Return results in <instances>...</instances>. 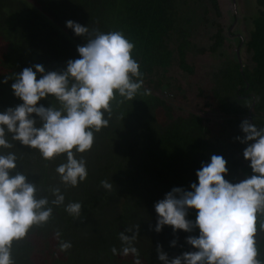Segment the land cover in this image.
Listing matches in <instances>:
<instances>
[{
	"label": "trees",
	"instance_id": "1",
	"mask_svg": "<svg viewBox=\"0 0 264 264\" xmlns=\"http://www.w3.org/2000/svg\"><path fill=\"white\" fill-rule=\"evenodd\" d=\"M180 1L186 0H0V113L22 103L11 89L14 80L4 83L5 77L14 78L26 67L35 71L36 64L45 73L62 72L67 61L79 58L77 47L98 32L122 31L135 45L132 55L143 74L142 88L132 100L117 95L112 101L111 116L105 114L109 124L94 134L92 149L76 154L88 169L87 179L77 187L62 184L55 171L66 161L64 156L47 161L37 150L15 141L12 149H0V154L15 152L17 168L12 174L24 173L36 184L38 196L51 201V189L59 187L65 204H82L80 219L69 216L63 205L54 207L48 224L34 227L26 238L14 242L15 264H135L137 259L139 264H163L158 245L169 259L195 251L186 237L198 236L199 230L173 232L166 225L156 232L155 204L174 187L190 190V184L197 182L196 172L210 163L212 155L227 161L225 179L229 182L251 175L250 161L243 157L247 144L237 137L242 140L245 135L240 128L244 120L264 127V0H255L257 10L250 18L245 43L252 66L230 61L213 74L209 98L221 116L217 128L200 113L176 112L168 100L148 88L153 73H167L175 55L180 70L192 75L188 54L214 53L223 43L219 30L209 49L193 45L190 33L176 24ZM208 2L218 14V0ZM69 20L87 26L88 35L76 36L66 27ZM40 105L59 107L50 96L40 100ZM102 180L112 184L111 191L101 186ZM195 218L196 211L188 209L186 219L195 222ZM262 221L264 217H259L256 242L258 259L264 262ZM135 225H139L134 241L139 256L119 254L120 232L131 236L125 229L135 231ZM57 230L72 244L67 252L59 250ZM113 247L118 254L113 255Z\"/></svg>",
	"mask_w": 264,
	"mask_h": 264
},
{
	"label": "clouds",
	"instance_id": "2",
	"mask_svg": "<svg viewBox=\"0 0 264 264\" xmlns=\"http://www.w3.org/2000/svg\"><path fill=\"white\" fill-rule=\"evenodd\" d=\"M66 27L76 36L85 37L87 26L71 20ZM135 45L122 31L98 32L77 47L78 59L67 61L62 72L45 73L42 65L26 67L14 74L11 89L22 101L15 108L0 113V149H12L13 141L39 152L42 159L55 160L64 156L66 161L55 171L62 184L77 187L88 176L86 161L77 159L92 149L95 133L109 124L105 118L112 112V101L117 95L132 100L142 88L140 65L133 58ZM37 73L41 77L37 79ZM137 78V79H133ZM53 97L59 107L37 106L42 99ZM123 100L120 103H123ZM37 120L40 125L37 126ZM245 134L241 143L247 144L243 151L250 161L251 175L231 183L225 179L227 161L212 155L210 163L196 172L197 182L190 190L174 187L155 204L158 219L155 227L171 226L173 232L199 230L198 236L186 237V243L195 251L184 252L169 259L161 246H157L158 259L163 264H264L258 259L257 221L264 217V127L244 120L240 125ZM252 142V143H249ZM17 168V155L8 151L0 154V264H15L12 257L14 242L26 238L34 227H42L53 218L54 207L64 206L73 219L81 218L82 204L69 202L59 187L51 189L54 197L38 196V188L22 172L12 174ZM101 186L112 190V184L102 180ZM51 205V206H50ZM188 209L196 211L195 222L186 219ZM131 236L120 232L119 254L139 256L134 246L139 225ZM264 231V221L259 223ZM61 252L71 249L70 241L62 239V232L54 233ZM175 245V241L172 242ZM113 255L118 249H111ZM135 264H139L137 259Z\"/></svg>",
	"mask_w": 264,
	"mask_h": 264
},
{
	"label": "rangeland",
	"instance_id": "3",
	"mask_svg": "<svg viewBox=\"0 0 264 264\" xmlns=\"http://www.w3.org/2000/svg\"><path fill=\"white\" fill-rule=\"evenodd\" d=\"M219 13L211 8L208 0L180 1L177 3L176 24L190 33V41L198 48L209 49L220 30L222 45L214 53L188 54L193 74L188 75L178 67L176 55L167 73L156 70L148 88L168 100L176 112L200 113L209 118L217 128L221 120L209 95L213 88V74L226 62L237 61L242 66H252L251 53L246 49L250 18L256 12L255 0H218ZM173 38L168 43L173 47ZM208 105V106H207ZM205 111L204 114L201 112Z\"/></svg>",
	"mask_w": 264,
	"mask_h": 264
},
{
	"label": "water",
	"instance_id": "4",
	"mask_svg": "<svg viewBox=\"0 0 264 264\" xmlns=\"http://www.w3.org/2000/svg\"><path fill=\"white\" fill-rule=\"evenodd\" d=\"M250 123H251V121H250Z\"/></svg>",
	"mask_w": 264,
	"mask_h": 264
}]
</instances>
